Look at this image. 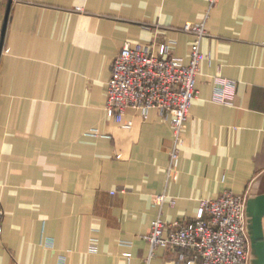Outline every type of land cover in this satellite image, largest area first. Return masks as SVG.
I'll return each instance as SVG.
<instances>
[{
	"label": "crops",
	"instance_id": "1",
	"mask_svg": "<svg viewBox=\"0 0 264 264\" xmlns=\"http://www.w3.org/2000/svg\"><path fill=\"white\" fill-rule=\"evenodd\" d=\"M202 20L207 58L168 180L170 122L131 108L130 127L115 122L106 83L126 43L172 40L186 62L192 35L182 26ZM217 77L233 83L225 101L214 98ZM226 189L245 195L249 264H264V0H217L209 11L207 0L11 1L0 53V264H183L181 252L199 264L189 248L152 249L144 235L156 217L182 223Z\"/></svg>",
	"mask_w": 264,
	"mask_h": 264
},
{
	"label": "built area",
	"instance_id": "2",
	"mask_svg": "<svg viewBox=\"0 0 264 264\" xmlns=\"http://www.w3.org/2000/svg\"><path fill=\"white\" fill-rule=\"evenodd\" d=\"M216 1L207 0L208 11ZM204 20L182 26V30L192 35L186 62L173 54L172 40L126 43L115 55L106 83L105 111L115 122L130 127L131 121L123 119L128 108L142 117L156 109L170 122L172 143L168 150V180L177 175L184 121L197 96L196 76L200 63L207 58L201 49L206 34ZM216 81L214 98L225 101L233 92V83L221 77ZM164 198V194L157 196L159 202ZM1 220L0 204V232ZM165 228L167 234H164ZM248 233L246 197L226 189L215 199L202 200L195 216L187 221L168 223L156 217L144 238L152 249L158 245L189 248L199 258V264H249L251 244ZM124 254L129 258V252ZM179 258L183 264L193 262L184 252Z\"/></svg>",
	"mask_w": 264,
	"mask_h": 264
},
{
	"label": "water",
	"instance_id": "3",
	"mask_svg": "<svg viewBox=\"0 0 264 264\" xmlns=\"http://www.w3.org/2000/svg\"><path fill=\"white\" fill-rule=\"evenodd\" d=\"M11 1L12 0H8V2H7V8H6V13H5L4 23H3L2 31H1V35H0V53H1V50H2V38H3L5 26H6V21H7L8 12H9Z\"/></svg>",
	"mask_w": 264,
	"mask_h": 264
},
{
	"label": "rangeland",
	"instance_id": "4",
	"mask_svg": "<svg viewBox=\"0 0 264 264\" xmlns=\"http://www.w3.org/2000/svg\"><path fill=\"white\" fill-rule=\"evenodd\" d=\"M250 228L248 227V230H249ZM248 238H249V241H250V244H252V239H251V235H250V232L248 233ZM252 246V245H251ZM250 252H251V250H250Z\"/></svg>",
	"mask_w": 264,
	"mask_h": 264
}]
</instances>
